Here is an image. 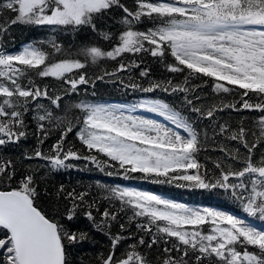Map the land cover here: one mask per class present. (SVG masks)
Here are the masks:
<instances>
[{
	"label": "snow or ice",
	"instance_id": "1",
	"mask_svg": "<svg viewBox=\"0 0 264 264\" xmlns=\"http://www.w3.org/2000/svg\"><path fill=\"white\" fill-rule=\"evenodd\" d=\"M136 5L133 11L120 0H0V32L6 33L16 24L73 31L90 27L96 31L99 17L114 7L122 9L126 30L120 33L116 46L106 52L95 46L85 47L78 55L91 58L92 63L101 58L115 60L123 53H148L162 61L170 55L174 63L167 65L168 71L187 69L191 74L212 78L213 91L217 94L235 91L241 97L239 106L226 103L222 107H210L206 112L187 96L185 100L193 112L206 119H215V113L224 109L260 113L251 127H245L243 121L236 129L227 123L218 125L219 135L239 145L234 150L220 148L238 167L229 163L225 168L217 162L215 167L219 174L214 180L207 170L201 174L202 166L196 159L201 148L198 132L179 112L159 99L141 100L131 105L82 100L72 105L71 108L81 114L77 117L76 135L89 154L82 156L71 149L65 151V137L77 125L66 117L54 116L39 102L46 99L59 108L62 96L52 95L47 85L41 88L32 74L41 79L53 77L62 81L68 93H76L80 85L95 86V81L86 73L70 78L68 73L84 69L85 64L72 58L70 49L66 58L50 62L51 53L40 46L45 43L42 41L22 46L16 53L0 48V146L19 143L27 135L25 116L32 111L38 121L37 130L45 138L48 135L45 121L63 130L60 140L52 147L53 155L45 156L39 149L34 153L35 158L48 160L54 170L74 167L66 162L82 159L101 170L104 167L118 169L124 179L142 174L140 179L175 184L178 188L222 189L240 202L248 217L264 221V153L258 160L255 157L258 148H264V0H136ZM143 17L151 20L153 26L147 31L134 30L133 25ZM104 35L105 39L109 38L108 34ZM46 43L55 53L65 51L56 40ZM129 67L139 65L135 61L130 66L121 63L115 72H106L95 79L115 77L117 72ZM148 75V69L141 70V77ZM167 85L153 82L143 87L130 82L123 86L145 93L156 89L172 93L187 91L179 85L173 87L171 81ZM253 95L258 102H250ZM137 109L159 115L173 126L133 115ZM241 147L245 151L242 152ZM93 152L108 159L101 161ZM13 168L11 160L0 157V183L8 184L0 190V264H69L66 242L69 245L82 243L88 238L87 234L65 230L38 206L32 175H26L18 186L12 187ZM106 190L105 198L109 202L118 201L121 210H132V218L146 220L137 227L152 239L146 242L140 237L138 245H129L117 258L115 251L123 239L117 235L111 238L112 251L99 258L100 264H148L138 247L152 248L160 240L172 245L164 248L163 264H205L206 261L208 264H264V230L244 218L223 210L191 207L134 188L116 186ZM60 192H64L63 186ZM87 195L75 189L66 193L64 199L71 203L66 210L67 220L74 218L77 208L86 203ZM94 206V202L88 204L89 209ZM85 215L96 223L91 210ZM102 216V224L117 218L109 209H105ZM173 252L179 255L174 256Z\"/></svg>",
	"mask_w": 264,
	"mask_h": 264
},
{
	"label": "trees",
	"instance_id": "2",
	"mask_svg": "<svg viewBox=\"0 0 264 264\" xmlns=\"http://www.w3.org/2000/svg\"><path fill=\"white\" fill-rule=\"evenodd\" d=\"M156 2V0H152ZM122 4L131 10L136 9V0H120ZM11 15V14H10ZM123 11L120 8L114 7L104 16L99 17L96 21L97 30L93 31L90 27L81 28L78 31L71 29L62 30L59 28L51 29L49 26H35L26 24L13 25L8 32H0V48L10 50L18 48L20 45L31 42H45V38L50 34L60 43L64 52L55 53L54 50L42 43L40 46L51 53L50 62H56L66 58L67 51L70 49L72 58L79 59L85 64L84 69L74 70L67 75L70 78H78L79 74L86 73L90 80L95 81L93 84L80 85L76 93L66 92L67 86L62 81L53 77L43 78L32 74V78L36 83L43 88L45 85L52 95H61L60 107L56 108L50 104V101L41 99L39 102L46 108L50 109L54 116L66 117L73 125H77V117L81 114L78 109L71 108L72 105L80 101H118V102H136L144 96L158 98L169 104L175 111L179 112L187 119L198 132L201 148L196 154V159L201 164L200 172L208 171L209 176L214 180L219 174V169L215 167L217 162H220L227 168L231 163L233 167H238L235 161H231L226 154L220 151L221 147L228 150H234L239 145L235 141L227 140L224 136L219 135V124L227 123L233 129L239 127L243 121L245 127H251V122L258 119L259 112L250 111H234L232 109H224L215 113V119H206L191 110V106L186 103L185 96L193 100L196 107L203 108L206 112L208 108L213 106H223L226 103H236L239 106L241 97L233 91L232 93H219L213 91L212 78L202 77L191 74L185 69L183 72H170L167 69L168 64L174 63L173 58L168 55L163 61L160 58H153L148 53H123L115 60L101 58L92 63L91 58H85L83 55H78L81 48L99 47L103 51H110L118 43L119 35L126 30V26L122 22ZM7 20V17H4ZM153 26V22L147 17L133 25L136 31H146ZM108 34L109 38L105 39ZM135 61L139 67H129L126 71L117 72L115 77L105 76L104 80H96L97 76H102L106 72L112 73L119 68L120 64L131 65ZM148 69L149 75L141 77V70ZM171 81L173 87L179 85L187 89L186 92L171 91L165 92L162 89H156L152 92H142L125 88L123 85L130 82L141 84L143 87H148L150 83L161 82L167 87V82ZM27 84V79L24 81ZM232 88L234 86L227 85ZM95 92V95H93ZM251 103L258 102L256 96H252ZM34 107V104H33ZM71 109V110H69ZM35 113L30 111L25 116V131L27 135L20 139L19 143H9L0 146V157L4 160H11L14 168L11 171L15 172L14 179L11 182L12 187L19 185L21 179L26 175L34 177V187L38 192V206L45 211L50 217L60 222L65 230L75 232L77 234L83 232L87 234V239L82 243L69 245L66 242L68 249L69 264H100V257L106 256L112 251L111 238L120 235L123 239L117 245L115 254L120 258L131 244H137L140 237H144L146 242H151L152 236L141 231L137 224L139 221L132 218V211L128 208L121 210L118 201L109 202L105 197L108 195L107 188L118 185H145L151 189L161 191L169 196L183 200L187 203L195 205H212L229 209L235 213L249 218L252 221L260 222L258 218L248 217L243 211L240 202L233 198L230 194H226L222 189L212 191L203 189L178 188L175 184L155 183L152 179H140L142 174H135L137 178L124 179L122 173L118 169L104 167L103 170L95 164L86 160H70L66 163L74 165L71 168L52 169L47 164L46 160L35 158L36 150L43 152L45 156L53 155L52 147L62 135V129L49 125L46 121V129L48 130L47 138L37 130L38 121L35 120ZM79 126L73 128V131L68 133L63 142L64 150L71 149L78 152L80 155H87L88 150L81 144L76 132ZM250 140L254 139L249 137ZM41 141H43L41 143ZM241 151H245L241 147ZM264 153V148H258L255 157L258 160L260 155ZM97 155L101 161L108 158L103 154L92 153ZM26 156H32L28 159ZM108 172H113V175H108ZM99 185H104L100 187ZM61 186L64 192L61 193ZM7 182L0 183V189L7 188ZM42 189L41 191H39ZM75 189L77 193L87 192L86 203L77 208L76 214L72 220L66 219V210L71 207V203L64 199L67 192ZM95 203V206L89 209V203ZM105 209H109L116 213L115 220H108L101 223L104 218L102 213ZM91 210L95 217L96 223L93 224L85 213ZM131 218V219H130ZM143 224V223H141ZM123 225V229L121 228ZM153 231V229H152ZM153 233H155L153 231ZM163 235V234H162ZM171 243L165 244L164 240H160L158 244L152 248L147 246H139L138 250L145 255L148 264H163L164 248H171ZM172 255L177 256L178 253L173 252ZM205 264H208L206 261Z\"/></svg>",
	"mask_w": 264,
	"mask_h": 264
},
{
	"label": "rangeland",
	"instance_id": "3",
	"mask_svg": "<svg viewBox=\"0 0 264 264\" xmlns=\"http://www.w3.org/2000/svg\"><path fill=\"white\" fill-rule=\"evenodd\" d=\"M49 40H55L54 39V37H53V35L51 36V38L49 39V38H45V43L47 42V41H49ZM27 45V44H26ZM25 46V45H24ZM22 48V47H21ZM21 48L20 49H16V50H13V51H8V52H10V53H16V52H18V51H20L21 50ZM141 100H156V99H149V98H143V99H141ZM140 100V101H141ZM90 103H103V102H90ZM106 104H114V103H106ZM116 104H120V103H116ZM138 104V103H137ZM129 105H131V104H129ZM133 115H137V116H144V117H147V118H149V119H153V120H157V121H159V122H161V123H165V124H168L170 127H172L173 125H171V124H169V122L168 121H166V120H164V118L163 117H161V116H159V115H156V114H154V113H149V112H147V111H144L143 109H137V111L135 112V113H133ZM46 162H47V164H49L50 165V163H49V161L48 160H46ZM51 166V165H50ZM128 188H134V187H128ZM134 189H137V190H140V191H146V192H150V193H153V192H151V191H148V190H146V189H142V188H134ZM0 190H2V189H0ZM42 189H40L39 191H41ZM153 194H156V193H153ZM156 195H159V194H156ZM159 196H161V195H159ZM161 197H163V198H165V199H168V200H171V201H175V202H179V201H177V200H174V199H171V198H169V197H166V196H161ZM179 203H182V202H179ZM184 204V203H183ZM188 206H190V205H188ZM191 207H194V206H191ZM195 207H198V208H203V207H208V208H211V209H215V210H223V211H225V212H228L227 210H224V209H221V208H216V207H210V206H195ZM130 211H132V210H130ZM133 213V212H132ZM228 213H230V212H228ZM230 214H233V213H230ZM234 215V214H233ZM236 216V215H235ZM238 217V216H237ZM136 219H139V220H141V221H144V222H146V220L144 219V218H140V217H135ZM252 224V223H251ZM253 225V224H252ZM155 227V226H154ZM258 228V227H257ZM258 229H262V230H264V228H258Z\"/></svg>",
	"mask_w": 264,
	"mask_h": 264
},
{
	"label": "bare ground",
	"instance_id": "4",
	"mask_svg": "<svg viewBox=\"0 0 264 264\" xmlns=\"http://www.w3.org/2000/svg\"><path fill=\"white\" fill-rule=\"evenodd\" d=\"M51 29H53V28H51ZM51 36H52V34H50V35H49L48 37H46V38H49V39H50V38H51ZM44 41H45V40H44ZM47 45H48V44H47Z\"/></svg>",
	"mask_w": 264,
	"mask_h": 264
}]
</instances>
